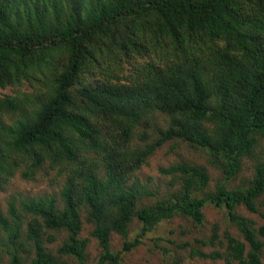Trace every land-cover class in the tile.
Masks as SVG:
<instances>
[{"label":"trees","instance_id":"trees-1","mask_svg":"<svg viewBox=\"0 0 264 264\" xmlns=\"http://www.w3.org/2000/svg\"><path fill=\"white\" fill-rule=\"evenodd\" d=\"M9 88L0 192L15 176L57 188L10 198L0 264H88L90 238L100 248L92 264H121L163 223L202 227L207 207L236 234L214 224L193 244L154 246L264 263V224L239 212L264 220V0H0V89ZM165 147L175 160L144 174Z\"/></svg>","mask_w":264,"mask_h":264},{"label":"rangeland","instance_id":"rangeland-1","mask_svg":"<svg viewBox=\"0 0 264 264\" xmlns=\"http://www.w3.org/2000/svg\"><path fill=\"white\" fill-rule=\"evenodd\" d=\"M11 92L12 90L10 88L6 90L0 89V95ZM178 153L182 154V156L187 159H191L192 161L204 163V158L200 153L191 152L185 148L181 151L179 149ZM173 160H175V156L173 154H168L167 148L165 147L151 158L149 165L143 169V173L146 175L150 174L155 177L157 175L156 168L158 166L166 165ZM250 173V166L247 164L242 175L237 179V183L246 184L248 177H250ZM215 180L216 175L213 174L211 182H214ZM55 188L57 187L55 186L54 182L47 178H39L36 182H27L21 180L18 176H15L0 192V212L5 213L7 202L11 197L34 196L43 192L52 191ZM257 205L259 209L264 212V196L259 199ZM239 212L252 219L256 225L264 224V220L258 214L247 213L243 208H240ZM205 213L206 222L205 225L200 228H196L191 223H187L178 218L170 222L163 223L158 227L157 230L145 238L142 245L135 248L131 252L125 253L123 255L121 264H175V261H177L179 264H224V262L220 260L210 261L197 258L190 259L187 255L188 250L178 249L166 241L158 243L160 247L167 249L168 252L164 254L160 248L154 246V243L151 240L153 238L163 237L165 239L173 240L176 243L188 241L193 244V239L195 237H203L208 234L210 228L214 224L218 226L220 236L223 235L225 230L236 234L235 226L228 221L224 211L207 207L205 209ZM90 230L91 227L85 224L81 236L89 237ZM134 233H132L131 236L134 235ZM60 240L61 237H58L57 241L54 244L49 245V247H52L53 249L56 248L59 245ZM121 245L122 239L117 235H113L111 237V247L113 251L119 250ZM86 252L88 264H92L94 261H96L100 253V248L94 239L90 238ZM68 264H76V262H74L72 259H68Z\"/></svg>","mask_w":264,"mask_h":264}]
</instances>
